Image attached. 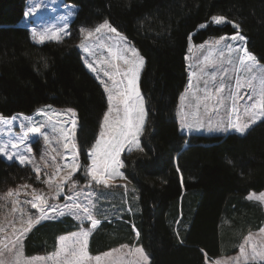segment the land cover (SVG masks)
<instances>
[{
	"label": "trees",
	"instance_id": "trees-1",
	"mask_svg": "<svg viewBox=\"0 0 264 264\" xmlns=\"http://www.w3.org/2000/svg\"><path fill=\"white\" fill-rule=\"evenodd\" d=\"M66 1L78 6L70 35L36 43L20 25L27 0H0V113L32 114L47 104L73 108L84 167L107 101L102 84L82 63L81 27L108 20L144 56L143 152L122 156L124 174L138 188L139 210L103 219L89 236L88 250L98 254L136 242L148 252L149 264H206V254L221 255L229 239L234 242L227 252L236 251L241 237L264 223L263 204L248 199L250 192L264 190V123L245 135L193 134L184 147L177 107L188 82L190 34L195 31L194 41L202 42L239 31L231 23L198 27L213 15L235 21L248 50L264 63V0ZM23 167L0 157V188L13 184ZM78 227L70 215L42 221L27 233L25 250L53 251L60 234Z\"/></svg>",
	"mask_w": 264,
	"mask_h": 264
},
{
	"label": "rangeland",
	"instance_id": "rangeland-1",
	"mask_svg": "<svg viewBox=\"0 0 264 264\" xmlns=\"http://www.w3.org/2000/svg\"><path fill=\"white\" fill-rule=\"evenodd\" d=\"M35 8V11H31V9ZM78 6L72 2L66 0H28L26 3L25 12L28 11L29 15L25 17L23 16V23L30 31V36L32 41L36 43L40 42V36L36 35L33 38L32 29L36 28L37 33L43 34L45 36L52 34L53 32H57L60 35H63V39L68 35H64L65 31L70 32V23L74 19ZM69 11L73 12V15L69 16ZM214 16V15H213ZM224 16V15H223ZM226 17V16H225ZM228 21H231L232 25L237 24L235 21L230 20L226 17ZM210 21V20H209ZM209 21L204 23H209ZM103 22V21H102ZM92 27L83 26L81 28H86L88 30H94L100 23ZM109 22V21H108ZM110 23V22H109ZM21 24V23H20ZM111 24V23H110ZM226 24V23H225ZM112 25V24H111ZM224 25V24H223ZM113 26V25H112ZM114 27V26H113ZM116 28V27H115ZM117 29V28H116ZM241 35H243L240 31ZM117 31L121 33L118 29ZM80 33V40L78 42V46L81 42H85L88 44L93 51L97 53L96 56L90 59V62L94 63V67L100 68V73H93L96 78L100 81L101 79L106 80L109 87H111V81L107 79L103 74L108 70L107 66L101 65L96 61L98 59H104L108 53L106 48L104 47V43H111L109 40V35L107 31L104 30L99 34H95L94 37L85 40L86 33ZM195 31L189 36L188 43V51L186 54L187 66H188V82L182 91L181 95L186 96L185 100H181L179 98V103L177 107V117L180 123V129L182 125L187 123H191L193 127L191 129L184 128L181 130L183 134L186 136L185 145H189V137L193 134H228V133H236L233 131H229L228 133H220V132H209L207 130L208 127V118L211 115L212 126L214 127L216 124H227L236 119V115L231 112V100L227 99L225 101V106L220 107L219 110L215 113H211V108L215 103V96L213 95V99L208 102L209 111L206 112L204 109V85L202 83L203 78L201 75V69L203 68L205 72H208L212 65L220 64V58L218 57L219 50L223 49L226 53L224 58V63L221 65L224 69H227V83H230L234 86L236 79H240L241 83H244L247 74L243 72L241 69L238 57L241 53H228L227 49L224 48V44H232L233 47H236L240 44L239 41H232L230 39H226L219 46L214 45L213 41L220 40L221 37H231L234 34H223L221 36H210L206 40L202 42H196L193 39ZM125 36L123 33H121ZM245 36V35H243ZM126 37V36H125ZM113 34V39H114ZM127 38V37H126ZM62 39V40H63ZM128 39V38H127ZM129 40V39H128ZM49 41L47 39L44 42ZM56 41V40H54ZM61 41V40H60ZM134 46L139 54L144 58L139 49L135 46V44L129 40ZM104 42V43H101ZM247 42V38H246ZM204 44L205 47L201 48L200 45ZM247 44V43H246ZM245 44V45H246ZM244 45V46H245ZM191 49V51H189ZM82 58H86L88 56L87 53L81 49ZM205 57L208 59L206 60ZM232 59L233 64H227V60ZM145 60V58H144ZM119 64L120 70H126L127 66L124 65L123 61H117ZM196 72L197 75L193 76L192 73ZM254 74L258 77L257 81L254 83L257 87V93L253 101L248 100V95L252 94L251 89L241 88L240 94L243 99L237 100V107L239 110V119L240 121L246 122L247 113L244 112V109L250 104L254 103L255 99H258V89H259V79L264 78V63H262L257 57V67L254 69ZM141 77V74H140ZM117 79L119 77H116ZM140 80V78H139ZM189 83L192 84V87L189 89ZM103 86V85H102ZM138 87L140 89V85L138 82ZM104 88V87H103ZM187 90V91H186ZM106 93V92H105ZM214 93V89H213ZM142 96L144 97L142 91ZM180 95V96H181ZM107 97V93H106ZM199 97V99H198ZM51 106V109L48 111V116H44L40 113L41 109H46L47 106ZM144 106L146 109L145 97H144ZM108 107V105H107ZM69 108L57 107L51 104L42 105L32 114H26L22 112H17L13 115H2L0 113V146L6 145V150L9 152H17L21 155H28L30 159L33 160L32 166H24L19 175L16 176L13 184H7L5 187L0 188V264H67L65 260V253L61 251V241L60 237H67L65 241L66 244H70L72 242V233L79 234L81 230H87L91 227V222L88 221L82 213H74L69 214L68 210L63 208L65 203H72V201H68L67 196L72 195L76 197V202L81 203L84 206H90V210L95 219H99L101 222L103 219H112L113 217H121L124 214L130 212L135 214L139 210L138 203V188L136 185L131 184L129 179L124 174V162H123V153L129 152L137 149L135 145H127L125 151L121 152L119 159L122 161V167L118 168V172H123V176H116L113 181H110L108 186L103 184L91 182L90 177V166H91V157L88 155V165L83 167V161L81 159V152L79 150L78 141H77V129H78V117L77 112L75 111V119L77 120V125L72 131L71 125H65V121L69 120V116L67 115L66 110ZM107 111V108H106ZM105 111V113H106ZM251 111V109H249ZM104 113V114H105ZM56 114H59L57 116ZM103 114V116H104ZM122 115V113H121ZM13 117H17V119L13 120ZM30 117L31 120L26 118ZM147 117V110H146ZM39 122H43L45 127L42 131L48 133V141H44L42 136L36 133H28V128L32 126H38ZM146 123V119H145ZM200 124H204L205 127L201 128ZM24 125V127H21ZM67 127L68 133L65 135H61L59 129ZM145 127V125H144ZM103 129V117L100 125V130L96 140L100 139V132ZM144 131V128H143ZM142 133L139 136L140 145H141V137ZM25 133H28V138L20 144V138L24 136ZM96 140L92 144V147L89 149L88 154L91 153L92 149L96 146ZM16 142L19 144L17 149H12L11 143ZM68 143L69 148L71 144H75L78 152V159L76 163H78L83 171H79L76 173V177L78 179V184L75 190L70 185H62L64 187V193H62L56 199H53V196L59 191L57 188V184L61 183L62 177L67 174L69 169L67 167H63L65 164L71 162V153L69 149L64 148V144ZM31 148V151H26V149ZM4 160L8 161L3 154H0ZM43 157V158H41ZM11 163H16L19 165L18 161H8ZM22 167V166H21ZM26 168L28 170L26 171ZM35 168H39V173L35 172ZM60 170L59 176L56 175L57 171ZM88 174L87 179H85V174ZM38 177V178H37ZM45 181H48L45 183ZM12 193L9 195V193ZM264 193L262 191H252L248 194L249 196H253L254 200L260 201L264 206V200L258 199L261 194ZM78 194V195H77ZM43 196L48 203L57 205L60 210L64 211V215L72 216L79 224V227L76 230L69 231L63 234H60L57 237L56 248L50 252H42L29 254L25 250V242L24 239L27 235H20V232L24 228L30 227L29 221H32L31 228L36 225L35 220L39 215L38 209H33L31 204L28 203L29 200L36 202L34 200L35 197ZM129 209H131L129 211ZM48 212L49 219H57L63 217L59 214V211L53 213L48 209H45ZM80 214L81 219L77 220L76 215ZM88 224L86 225V223ZM229 220L225 217L223 220V226L228 224ZM101 224V223H100ZM99 224V225H100ZM98 225V226H99ZM97 226V228H98ZM264 228V223L261 227L250 229L246 234H244L239 243L236 251L228 253L227 249L229 246L233 245V242L229 239L224 243V252L219 256H208L206 254V264H235L236 258H240V264H245L243 261V257L240 255V245L245 243V238H247L250 234L253 237V240L257 243L258 249L264 247V233L260 230ZM135 232L137 233L138 229L134 227ZM95 230V229H94ZM93 230V231H94ZM92 231V232H93ZM91 232V233H92ZM241 232H238L237 236L240 235ZM17 236H19V240H17ZM139 236H137L138 239ZM89 241V237H88ZM251 241L245 245V253L251 252ZM136 248H143L144 252L149 256L148 252L144 249L142 245L134 243H122L117 245L107 251L92 254L88 250V242L87 247L85 249L87 253L88 259L85 261V264H139L141 260L140 254L135 252ZM108 253L109 255H105ZM100 257V261H96V257ZM68 259H71L69 256ZM150 262V257H149ZM148 262V264H149ZM264 261H249L248 263H258Z\"/></svg>",
	"mask_w": 264,
	"mask_h": 264
},
{
	"label": "snow or ice",
	"instance_id": "snow-or-ice-1",
	"mask_svg": "<svg viewBox=\"0 0 264 264\" xmlns=\"http://www.w3.org/2000/svg\"><path fill=\"white\" fill-rule=\"evenodd\" d=\"M31 11H35V8L31 9ZM24 15L27 17L29 12L26 11ZM68 15H73V12L69 11ZM209 23L212 25H223L225 23L232 22L228 21L223 15H214L210 18ZM209 23H202L198 27L202 30L206 29L209 26ZM233 27L237 30L239 29L238 24H233ZM104 30L107 31L111 43L101 42L104 43V47L106 48L108 55L102 60L98 59L96 62L107 66L108 70L105 71L103 75L111 81V87L108 86L106 80H100V83L103 85L104 90L107 93L106 101L108 107L106 113L103 116V129L100 132V139L96 140L95 148H93L91 153L88 155L91 157V182L108 186L110 181H113L116 176L122 177L124 175L123 172H118L117 169L123 166L119 157L121 152L125 151L127 145H135L137 149L143 152V148L140 145L139 136L142 133L145 125L146 109L144 106V97L139 90L138 82L140 74L145 66V60L139 54L138 50L132 46L131 42L125 36L119 33L117 29L108 22V20H104L97 27H95L94 30L81 28L80 32L82 34L86 33L85 40H88L94 37L95 34H99ZM32 33L33 38H35L36 35L40 36L41 43H43L45 39L56 41L63 39V35H60L57 32H53L52 34L45 36L43 34L37 33L36 28H33ZM113 34L115 37L114 39ZM64 35H70V32L65 31ZM226 39L240 42V44H238L236 47H233L232 44L225 43L224 48L227 49L228 53H241V55L238 57V62L241 69L247 74V76L244 83H241L240 79H236L234 86L226 82L228 71L227 69L221 67V65L225 62L224 58L226 56V53L223 49L219 50L218 52L220 64L214 63L208 72H205L203 68L201 69L202 77H206L202 80L205 91L203 97V106L205 111H209L208 102L213 99L214 95L215 103L211 108L212 114H215L220 107H224L225 101L230 99L232 102L231 112L236 115L235 120L223 125L216 124L214 127L212 126L211 115H209L207 130L209 132L220 133H228L229 131H233L238 134L245 135L253 126L257 125L258 122L264 123V78L259 79L258 99H255L254 103H250L244 109V112L247 113V120L246 122L242 123L239 119V110L237 107V100L243 99L239 90L241 88L251 89L252 94L248 95L247 98L249 101L254 100L257 93V87L254 82L258 79V77L254 74V69L257 67V57L252 52H250L246 46H244L246 44V37L241 35L239 31H237L231 37H221L220 40L213 41V44L219 46ZM79 47L88 54V56L82 60V63L86 66V68L93 73H100V68L94 67V63L90 62V59L96 56L97 53L83 41ZM200 47L204 48L205 45L201 44ZM189 51H191V49H189ZM205 59L207 60L208 58L205 57ZM117 61H123L124 65L127 66L126 70L121 71L119 64L116 63ZM226 62L229 65L233 64L232 59H228ZM44 66L47 67L46 62ZM192 75L195 76L197 73L193 72ZM116 77L119 78L117 79ZM191 87L192 84L189 83V89ZM180 99L185 100L186 96L181 95ZM50 109L51 106L49 105L46 109H41L40 113L44 116H48V111ZM249 109H251V111H249ZM66 112L69 116V120L65 121L64 123L65 125L70 124L72 131L74 132L77 125V120L75 119L76 113L71 108L67 109ZM56 115L59 116V114ZM15 119H17V117H13V120ZM26 119L31 120L30 117ZM21 127H24V125H21ZM44 127V123L39 122L38 126L29 127L28 133L39 134V136L43 137L44 141H48V133L42 131ZM185 127L191 129L193 125L191 123L182 125L181 130H183ZM200 127L204 128L205 125L200 124ZM59 131L61 135H65V138H67V127H63L59 129ZM28 133H25L24 136L20 138V144H22L28 138ZM11 147L12 149H17L19 144L12 142ZM6 148V145L0 146V154H3V156H5L8 161L16 160L20 166L33 165V160L30 159L28 155H21L15 151L9 152L6 150ZM64 148L69 149L71 153V162L63 166L67 167L69 171L62 177L61 183L57 184L59 191L55 194V196H53V199H56L62 193H64V187L62 185H70L73 190H75L78 184V179L75 174L79 171H83L81 166L76 163L78 159L76 145L71 144L69 148V144L65 143ZM26 151L30 152L31 148L26 149ZM60 170L62 169L57 171V176H59ZM177 170L179 171L178 166ZM39 171V168H35L36 173H39ZM88 174L89 173L85 174V179H87ZM47 182L48 181H45V183ZM11 194L12 193L10 192L9 195ZM253 198V196L248 197V199ZM67 199L68 201H72V203H65L63 208L67 209L70 215L74 213H82L83 216L91 222V227L87 230H81L79 234L72 233V242L70 244L65 243L67 237H60L61 251L66 254L65 260L67 261V264H85V261L88 259L87 253L85 251L88 237L90 236L91 232L97 228L101 221L94 218L90 210V206H84L81 203H77L76 197L72 195L67 196ZM258 199L264 200V193H262ZM34 200L36 202L29 200L28 203L31 204L33 209H38L39 211V215L35 220L36 224L49 219L48 212H46L45 209H48L53 213L59 211L61 216L64 215L63 210H60L57 205L48 203V201L45 200L43 196L35 197ZM130 210L131 209H129V211ZM76 219L80 220L81 215L77 214ZM29 224L30 227L21 230V236L31 230V220L29 221ZM260 231L264 233V228H262ZM136 235L139 236L138 231ZM19 238L20 237L17 236V240H19ZM250 241L252 242L251 252L246 254L245 245ZM257 249L258 245L250 234L247 238H245V243L240 245V255L243 257L245 264H248L249 261H264V247L260 248V250ZM135 252L140 254L141 260L139 261V264H148L149 256L144 252L143 248H136ZM105 255L109 254L106 253ZM69 256L71 259H68ZM95 259L97 262L100 261L99 256H97ZM217 264H219V262H217ZM235 264H240L239 257L236 258Z\"/></svg>",
	"mask_w": 264,
	"mask_h": 264
},
{
	"label": "crops",
	"instance_id": "crops-1",
	"mask_svg": "<svg viewBox=\"0 0 264 264\" xmlns=\"http://www.w3.org/2000/svg\"><path fill=\"white\" fill-rule=\"evenodd\" d=\"M27 2H28V1H27ZM23 21H24V20H23V19H21V21H20L21 25H22Z\"/></svg>",
	"mask_w": 264,
	"mask_h": 264
},
{
	"label": "water",
	"instance_id": "water-1",
	"mask_svg": "<svg viewBox=\"0 0 264 264\" xmlns=\"http://www.w3.org/2000/svg\"><path fill=\"white\" fill-rule=\"evenodd\" d=\"M187 145H185L184 147H186Z\"/></svg>",
	"mask_w": 264,
	"mask_h": 264
}]
</instances>
